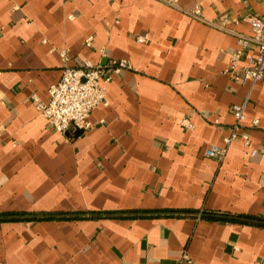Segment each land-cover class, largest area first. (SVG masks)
I'll use <instances>...</instances> for the list:
<instances>
[{
    "label": "crops",
    "instance_id": "crops-1",
    "mask_svg": "<svg viewBox=\"0 0 264 264\" xmlns=\"http://www.w3.org/2000/svg\"><path fill=\"white\" fill-rule=\"evenodd\" d=\"M248 15L264 4L0 0V264H264V80L223 73ZM63 50L74 68L129 65L100 79L86 132L52 131L32 99ZM245 101L256 155L237 139L205 157Z\"/></svg>",
    "mask_w": 264,
    "mask_h": 264
},
{
    "label": "built area",
    "instance_id": "built-area-1",
    "mask_svg": "<svg viewBox=\"0 0 264 264\" xmlns=\"http://www.w3.org/2000/svg\"><path fill=\"white\" fill-rule=\"evenodd\" d=\"M169 2L171 0H168ZM264 4V0H260ZM191 15L195 18L201 17L199 6L191 10ZM251 28V36H239L237 40L238 48L230 55V63L223 72L232 79L243 78L252 84L264 80V16L248 15L244 18ZM137 41L146 42V37H137ZM87 45L90 40H87ZM251 45L256 46V52H247ZM101 56L103 49L99 50ZM64 67L60 80L48 88V101L42 103L33 96L37 110L47 122V126L54 132H65L69 127H74L82 132L91 128L89 116L93 109L98 106L108 104L106 94L107 89L100 84V79L109 81L111 76L118 74L123 68H129L127 61H112L108 65L92 64L89 61L82 62L79 68L67 65L68 57L66 51L59 52ZM245 61L244 66L240 62ZM245 108L246 101L242 104H233L231 114L233 123L230 134L223 140V146L210 145L205 149L204 155L207 158L223 160L227 149L234 140L243 141V146L249 150L250 157H254L258 150L250 148L249 134L245 129ZM217 124V120L214 121ZM183 125L191 129L192 124L184 120ZM258 120L251 122V127H256Z\"/></svg>",
    "mask_w": 264,
    "mask_h": 264
},
{
    "label": "water",
    "instance_id": "water-1",
    "mask_svg": "<svg viewBox=\"0 0 264 264\" xmlns=\"http://www.w3.org/2000/svg\"><path fill=\"white\" fill-rule=\"evenodd\" d=\"M69 129V128H68Z\"/></svg>",
    "mask_w": 264,
    "mask_h": 264
}]
</instances>
